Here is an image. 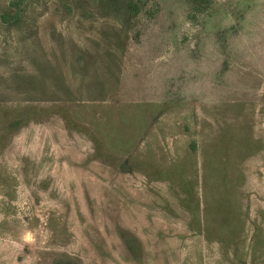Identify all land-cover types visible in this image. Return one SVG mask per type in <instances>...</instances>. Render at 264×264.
Listing matches in <instances>:
<instances>
[{
	"label": "rangeland",
	"instance_id": "rangeland-1",
	"mask_svg": "<svg viewBox=\"0 0 264 264\" xmlns=\"http://www.w3.org/2000/svg\"><path fill=\"white\" fill-rule=\"evenodd\" d=\"M0 264H264V0H0Z\"/></svg>",
	"mask_w": 264,
	"mask_h": 264
},
{
	"label": "trees",
	"instance_id": "trees-1",
	"mask_svg": "<svg viewBox=\"0 0 264 264\" xmlns=\"http://www.w3.org/2000/svg\"><path fill=\"white\" fill-rule=\"evenodd\" d=\"M13 18H14V17H13ZM13 18L3 17V21H4V22H7V21L10 22V20L13 19ZM11 21H12V20H11Z\"/></svg>",
	"mask_w": 264,
	"mask_h": 264
}]
</instances>
